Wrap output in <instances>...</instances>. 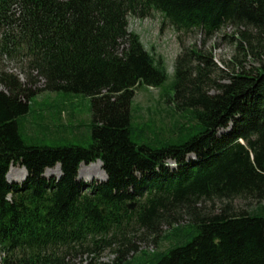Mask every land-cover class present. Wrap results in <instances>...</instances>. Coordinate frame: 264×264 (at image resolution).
<instances>
[{
  "label": "trees",
  "instance_id": "trees-1",
  "mask_svg": "<svg viewBox=\"0 0 264 264\" xmlns=\"http://www.w3.org/2000/svg\"><path fill=\"white\" fill-rule=\"evenodd\" d=\"M152 12L205 40L232 27L230 41L259 64L228 73L184 48L165 99L182 122L160 146L133 140L136 89L168 78L129 31V16ZM0 60V264H104L107 250L120 264L164 228L181 237L185 221L197 235L156 264H264V0H0ZM43 92L91 99L88 148L24 141L21 120ZM98 161L107 181L85 185L81 166ZM15 166L27 172L21 184L8 181ZM57 166L60 178L46 175Z\"/></svg>",
  "mask_w": 264,
  "mask_h": 264
},
{
  "label": "rangeland",
  "instance_id": "rangeland-1",
  "mask_svg": "<svg viewBox=\"0 0 264 264\" xmlns=\"http://www.w3.org/2000/svg\"><path fill=\"white\" fill-rule=\"evenodd\" d=\"M128 23L129 31L139 35L145 49L153 54L156 60L161 61L168 76L166 83L160 88L141 86L135 91L132 104L133 140L138 144L160 146L162 142L169 140L173 134L167 128L182 122L180 113L175 111L173 105L167 104L165 99L169 95H174L172 85L175 62L184 48L195 46L203 50L210 54L219 68L228 73L251 71L259 66L252 58L239 51L234 42L230 41L231 37L235 36V29L232 27L224 28L214 37L205 40L204 35L198 31L189 34L176 31L158 12H152L146 18L129 16ZM1 65L8 73L17 75L21 81L26 80L20 62L3 57ZM91 124L92 112L89 97L65 92H43L31 101V111L22 118L20 132L28 145L49 147L76 145L88 148L92 143ZM98 162L100 163V161ZM96 164L81 166L79 180L85 185L103 182L100 178L103 177L104 170L93 167ZM11 169L9 172L11 174L7 177L8 181L10 183H23L27 176V173L25 176L26 171L24 172L18 166ZM90 169L94 170L96 176L82 177L80 175L82 170ZM58 170L57 168L47 170V172L49 171L47 174H52L57 178V174L54 173L56 171L59 173ZM221 204L216 202L215 207L219 208ZM242 205L243 203L239 200L235 202L236 207ZM211 206V203L208 204V207ZM182 224L179 231L181 237L179 238L174 237L178 233H174L169 228H164L163 236L156 243L137 240L139 251L120 264H156L157 258L162 252L174 248L178 244L191 242L198 233L197 227L195 224H188V221L182 222ZM141 232L138 230L128 233L138 237ZM167 233L171 234L169 238L165 235ZM2 257L3 255L0 253V261ZM117 257V253L107 250L103 253L100 261L104 264H112ZM87 258L85 255L82 259L86 260ZM75 264H81V259L76 260Z\"/></svg>",
  "mask_w": 264,
  "mask_h": 264
},
{
  "label": "bare ground",
  "instance_id": "bare-ground-1",
  "mask_svg": "<svg viewBox=\"0 0 264 264\" xmlns=\"http://www.w3.org/2000/svg\"><path fill=\"white\" fill-rule=\"evenodd\" d=\"M101 163V162H100ZM99 162H97V164L96 165H93V167H96V168H99L100 170H102V166H101V164H100ZM56 169V168H55ZM57 169H59L58 171H59V173L56 171L54 174L56 175L57 174V176H60V167L59 166H57ZM12 170V169H11ZM22 170L25 172V169L24 168H22ZM80 171V170H79ZM49 172V171H48ZM48 172H46V175H48L47 173ZM104 172V171H103ZM103 172H102V174H103ZM27 173V172H26ZM11 174V173H10ZM10 174H8V175H10ZM104 174H105V172H104ZM103 174V177L102 178H100V180L101 181H104L105 180V175ZM80 175L83 177V176H96L95 175V172H94V170H92V169H90V170H82L81 172H80ZM48 176H50V174L48 175ZM8 177V176H7ZM78 178H79V176H78ZM107 178V177H106ZM80 179V178H79Z\"/></svg>",
  "mask_w": 264,
  "mask_h": 264
},
{
  "label": "water",
  "instance_id": "water-1",
  "mask_svg": "<svg viewBox=\"0 0 264 264\" xmlns=\"http://www.w3.org/2000/svg\"><path fill=\"white\" fill-rule=\"evenodd\" d=\"M61 172V171H60ZM61 176H59L58 178H60ZM107 177V176H106ZM105 181H107V178H106V180H104L103 182H105ZM128 208L130 209V210H134L135 208H136V203H132V204H130L129 206H128ZM102 213L105 215V209H102Z\"/></svg>",
  "mask_w": 264,
  "mask_h": 264
}]
</instances>
